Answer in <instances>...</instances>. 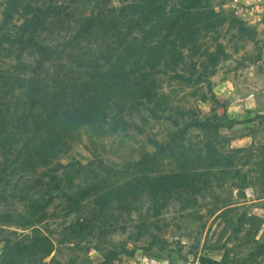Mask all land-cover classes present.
<instances>
[{
    "label": "rangeland",
    "instance_id": "374dc122",
    "mask_svg": "<svg viewBox=\"0 0 264 264\" xmlns=\"http://www.w3.org/2000/svg\"><path fill=\"white\" fill-rule=\"evenodd\" d=\"M12 1L0 0V29ZM219 1L187 9V0H24L74 11L72 27L53 24L37 33L42 43L78 40L81 19L106 17L96 26L103 35L84 40L83 50L91 48L89 56L111 69L117 92L104 124L85 127L80 143L76 133L63 161L81 174L65 175L62 196L90 193L76 213L66 212L62 198L47 210L43 225L54 240L84 227L79 241L56 244L48 262L121 264L149 253L183 263L264 264V36L217 16ZM22 11L13 15V44L0 50V132L12 139L31 136L32 80L44 90V57L20 40ZM115 24L122 31L103 33ZM165 37L167 54L160 51ZM134 43L146 74L126 85L116 70ZM30 187L41 192L34 181Z\"/></svg>",
    "mask_w": 264,
    "mask_h": 264
},
{
    "label": "trees",
    "instance_id": "16d2710c",
    "mask_svg": "<svg viewBox=\"0 0 264 264\" xmlns=\"http://www.w3.org/2000/svg\"><path fill=\"white\" fill-rule=\"evenodd\" d=\"M23 2L24 0H13L8 4L6 17L10 19L4 22L0 29V50L3 43L13 44L11 42L13 15L22 8L26 20L24 25L17 29L20 40L31 47H37L44 57V90L41 88L38 90L36 86L41 85L42 81L32 80L29 93V100L32 103L30 111L36 115H33L30 137L12 139L0 132V264H53L55 258L49 262L47 259L54 252H58L56 244L63 246L79 241L84 227L79 229L81 224L79 227L71 226L65 234L62 232L60 239L54 240L43 225L49 216L47 210L57 198H62L67 204L66 212L76 213L79 205L87 200L90 193L86 189L87 191L82 194L75 191L71 196H62L65 175L68 177L69 174H74L73 177H79L81 174V169L76 167L74 162L65 165L63 161L72 151L76 133L79 139L77 142L80 143L84 137L81 132L85 127L90 126L92 130V125L98 119L104 124L117 92L112 91L115 85L114 79L110 77L111 69L101 60L89 56L91 48L83 50L84 40L90 42L97 35H103L98 29L103 27V22L107 21L106 17L95 18L89 14L90 16L84 20L81 19L78 40L70 39L63 42V45H58L44 39L42 43L40 40H34L36 34L39 32L47 34L53 24L65 23L72 27L77 21L74 20V11L53 3L44 8H33L28 4L23 6ZM187 3V9L205 7L203 0H187ZM162 18L164 22L169 21L165 15H162ZM29 23L31 26H28ZM172 25L170 24L169 30ZM134 27L137 31L141 30L138 21L134 22ZM115 30L122 31L115 24L112 28L105 29L103 33ZM25 33H30L32 37L24 40ZM167 40L165 37L160 48V51L166 54ZM152 48L155 50L154 45ZM132 51L136 52V55H133ZM141 53V49L135 43L131 50H127L126 57L122 58L126 65L116 70L122 75L120 83L129 85L137 81L138 77L145 76L146 67L145 63L141 62L144 58ZM146 62L150 67H154L151 61ZM55 69L57 74L54 76ZM98 71L103 73L102 82L96 80ZM35 75L37 74L34 73ZM121 91L125 93L124 89ZM142 97L150 98L152 95ZM236 123L230 121L229 125ZM8 166L11 168L8 169ZM33 181L41 192L35 194L32 191L30 184ZM16 204L21 205L20 211L15 209ZM2 208L5 211H2ZM6 227L30 231V235L8 232Z\"/></svg>",
    "mask_w": 264,
    "mask_h": 264
},
{
    "label": "built area",
    "instance_id": "2783aa9c",
    "mask_svg": "<svg viewBox=\"0 0 264 264\" xmlns=\"http://www.w3.org/2000/svg\"><path fill=\"white\" fill-rule=\"evenodd\" d=\"M216 15L235 18L242 26L264 36V0H220L214 6ZM121 264H194L163 258L155 254H140L124 259ZM201 264V263H195Z\"/></svg>",
    "mask_w": 264,
    "mask_h": 264
}]
</instances>
